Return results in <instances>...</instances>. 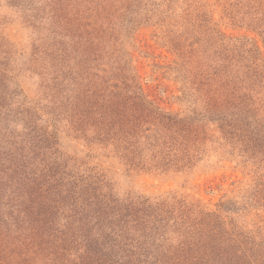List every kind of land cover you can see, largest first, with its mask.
<instances>
[{"label":"rangeland","instance_id":"374dc122","mask_svg":"<svg viewBox=\"0 0 264 264\" xmlns=\"http://www.w3.org/2000/svg\"><path fill=\"white\" fill-rule=\"evenodd\" d=\"M100 2L0 0V264L91 261L72 237L62 242L55 214L47 222L54 237L38 232L50 240L48 247L14 239L8 213L17 206L20 180L21 192L41 191L50 183L61 188L64 177L95 175L120 199L177 208L178 217L165 229L171 240L195 217L236 226L237 232L229 230L234 237L264 233V21L234 20L209 2L215 27L227 38L208 50L224 43L238 53V61L209 58L213 67L242 70L244 56L256 67L248 69L263 75L258 85L237 84L236 93L223 82L224 96L231 91L229 99L246 98L240 109L221 115L206 111L199 98L203 81L191 79L196 62L177 54L156 18L142 16V24L131 27L124 9ZM195 48L205 51L202 42ZM208 80L215 91L210 83L216 79ZM111 95H142L158 106L161 126L174 135L167 143L176 145L172 153L154 162H127L125 143L111 128L116 123L103 113ZM127 122L133 129L132 118Z\"/></svg>","mask_w":264,"mask_h":264},{"label":"trees","instance_id":"16d2710c","mask_svg":"<svg viewBox=\"0 0 264 264\" xmlns=\"http://www.w3.org/2000/svg\"><path fill=\"white\" fill-rule=\"evenodd\" d=\"M214 1L224 15L234 20L247 22V18L253 25L264 21V0ZM209 2L210 0H101L100 5H115L124 9L131 27L133 24L141 25L142 16L144 20L154 21L156 18L155 23L163 29L162 32L168 36L173 48L179 49L177 54L190 60L192 64L196 62L194 68L198 70L191 79L203 81L204 87L199 98L206 111L221 114L238 110L242 106L245 96L229 99L230 95H234L231 91L235 90L236 93L238 90L237 84L244 89L249 85H258V82L263 81V75L261 78L260 72L250 70L256 67L248 66L249 59L244 56L239 60L242 70L237 68L219 71L216 66L213 67L209 58H213L214 63L217 61L214 58L238 61V53L235 54L224 43L216 50H208L210 46L227 38L215 27L216 23L209 14ZM199 42L203 43L205 49L200 54L195 48ZM180 49L185 55H182ZM209 78L216 79V82L210 83L216 88L215 91L207 84ZM223 82L232 86V90L225 93L227 99L220 91ZM135 96H109L104 116L108 122L116 123L111 128L117 140L125 143L124 158L127 162L135 163L136 159L143 163L148 159L152 162L161 160L171 154L176 146L167 145L168 136L173 138L174 135L170 128L161 126L162 119L158 120L161 116L159 107L142 95ZM129 118H132L133 129L125 127ZM146 124L149 126L145 127ZM192 127L194 126L191 125ZM140 134L147 142L141 140ZM147 151H151L150 157H147ZM25 176L23 183L29 179ZM20 181L17 206L8 213L14 226V239L23 237V241L28 242L29 238L37 241L41 247H48L50 240L39 236L38 232L46 233V237H54L47 222L49 215L55 214L61 227L56 229L61 234L62 242L65 243L66 239L72 237L79 247L85 246L87 253L84 255L90 258V264H165L171 259L176 264H264V233L250 230L249 234L238 232L234 237L229 230L236 226L229 228L225 224L219 226L214 222L205 223L195 217L193 219L197 221L183 224L177 230L176 239L171 240L165 229L171 219L178 217L177 208H170L159 202L149 205L146 202L137 204L138 201L133 199H120L103 179L95 175L64 177L61 188H54L56 183H50L48 190L41 191L28 187L21 192ZM208 214L218 219L214 213H207L206 217ZM258 217L263 218L261 215ZM55 242L58 243L56 238ZM65 249L66 247H62L63 251Z\"/></svg>","mask_w":264,"mask_h":264}]
</instances>
